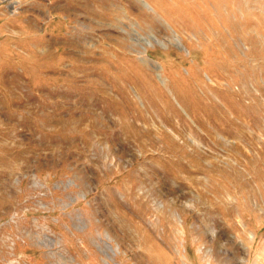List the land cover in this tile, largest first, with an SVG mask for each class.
Wrapping results in <instances>:
<instances>
[{
    "label": "rangeland",
    "instance_id": "374dc122",
    "mask_svg": "<svg viewBox=\"0 0 264 264\" xmlns=\"http://www.w3.org/2000/svg\"><path fill=\"white\" fill-rule=\"evenodd\" d=\"M0 264H264V0H0Z\"/></svg>",
    "mask_w": 264,
    "mask_h": 264
}]
</instances>
